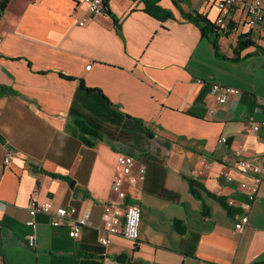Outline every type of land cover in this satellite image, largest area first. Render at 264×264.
<instances>
[{
  "label": "crops",
  "instance_id": "1",
  "mask_svg": "<svg viewBox=\"0 0 264 264\" xmlns=\"http://www.w3.org/2000/svg\"><path fill=\"white\" fill-rule=\"evenodd\" d=\"M248 1L216 25L219 8L203 0H106L109 14L95 16L81 0H9L0 17V264H264V179L248 225L234 229L248 201L240 184L252 183L236 160H264L262 131H252L264 120V14L249 28ZM197 17L215 32L204 34ZM240 39L251 45L236 50ZM213 83L240 93L221 106ZM76 120L99 134L86 136L90 146ZM119 153L134 159L133 173L146 168L119 203L140 209L136 243L107 235L101 219L102 205L117 201ZM33 193L87 210L91 226L71 239L68 222L30 218Z\"/></svg>",
  "mask_w": 264,
  "mask_h": 264
},
{
  "label": "built area",
  "instance_id": "2",
  "mask_svg": "<svg viewBox=\"0 0 264 264\" xmlns=\"http://www.w3.org/2000/svg\"><path fill=\"white\" fill-rule=\"evenodd\" d=\"M203 1L207 3L215 2L217 7L219 8L220 12L215 21L216 25L222 24L224 19L234 13L239 3V0ZM81 2L86 6V10L88 13L93 14L94 16L105 14L106 7L103 4V0H81ZM244 10L246 12V25L249 28L254 29L263 18L264 0L248 1L244 5ZM83 24H85V19L79 21L77 25L82 26ZM90 67L91 64L86 66V70H89ZM197 82L202 83L203 81L197 80ZM211 87L215 100L221 106L226 104L229 95L236 96L238 95V93H240L238 90H235V88L222 87L217 83H213ZM261 104L264 108V99L261 101ZM260 130L262 131L261 146L264 151V120L252 126L253 132H258ZM225 140V138L217 140V145H223L225 143ZM235 153L237 156L242 155L240 151H236ZM8 162L9 157L7 156L4 159V163L7 164ZM134 166L135 162L132 157L121 153L117 155V169L111 185V192L115 195L117 201L105 203L104 205H102L101 219L104 223V229L107 235H116L118 237L125 238L136 243L140 226V209L133 203H127L122 208L119 207V203L121 204L127 197V193L124 190V185H126L127 183L137 185L143 182V180L145 179L146 168L143 165H139L136 169V172L133 173L132 170L134 169ZM236 168L239 173L248 175L252 179V183L249 186L244 182L240 184L241 189L247 188L249 190V192L247 193L248 201L240 205V207L238 208L240 216L238 220L234 222L235 231L241 233L248 225L251 206L256 199V193L260 187V183L264 179V160H262L261 162H253L248 161V159L244 157H239L236 160ZM223 178L227 182H230L232 180V178L228 174H223ZM226 202L228 206H231V208L234 207V203L231 200H226ZM28 213L30 218L34 217L36 214L47 216L49 218L50 225L55 228L60 227L64 222H68L69 231L67 233L68 236L71 237V239H77L85 226H91L88 221V216L90 215L87 210H83L81 214L78 215L75 208L56 207L53 206L50 202L40 201L39 199H37L36 193H33L32 197L29 200ZM27 224L33 227L34 221L31 219ZM98 241L100 244H102V246H107L109 244V239L107 236L99 237ZM26 243L28 247L36 246L37 242L35 235H29L26 238Z\"/></svg>",
  "mask_w": 264,
  "mask_h": 264
},
{
  "label": "trees",
  "instance_id": "3",
  "mask_svg": "<svg viewBox=\"0 0 264 264\" xmlns=\"http://www.w3.org/2000/svg\"><path fill=\"white\" fill-rule=\"evenodd\" d=\"M8 2H9V0H0V17H1V13H2V11H3V9H4V7L8 4ZM103 3H104V6H107L106 5V0H104L103 1ZM148 11L150 12V13H153L154 15H157L158 16V14H160L159 12H160V10L159 9H157V8H153L152 9V7L150 6L149 7V9H148ZM105 14H109V10L107 9V7H106V9H105ZM197 21H200V22H203L204 23V26H203V28H202V31L204 32V34H206V33H212V32H215L214 30H215V27L210 23V22H208V21H206L205 19H203V18H200V17H197ZM248 45H251V42L249 41V40H247V39H244V40H239L238 41V45H236V50H242V49H244L245 47H247ZM82 87H83V85H82ZM2 87H0V90L2 91ZM85 90H87V91H91V92H95V91H97V90H93V89H91V88H85ZM75 125H76V127L79 129V131L81 132V134H82V136H81V139H82V141L84 142V143H86V144H88L89 146L91 145L90 143H89V141H88V139L86 138V136L87 135H90V137H97V136H99V134L96 132V131H94L93 129H91L87 124H85L83 121H81V120H76L75 122ZM222 205L224 206V208L227 210V212L228 213H230L232 210H233V208H231V206H228L227 205V202L226 201H222ZM183 230L181 229L180 230V232H182ZM118 260H120L121 259V257H119V258H117Z\"/></svg>",
  "mask_w": 264,
  "mask_h": 264
}]
</instances>
